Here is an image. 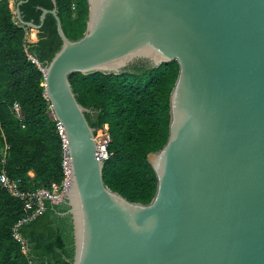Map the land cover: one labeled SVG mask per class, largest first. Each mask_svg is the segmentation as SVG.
Here are the masks:
<instances>
[{
  "label": "water",
  "instance_id": "water-1",
  "mask_svg": "<svg viewBox=\"0 0 264 264\" xmlns=\"http://www.w3.org/2000/svg\"><path fill=\"white\" fill-rule=\"evenodd\" d=\"M24 1V0H23ZM40 71L69 169L70 264H264V0H85L82 34ZM175 61L165 142L146 154L147 203L107 188L68 76Z\"/></svg>",
  "mask_w": 264,
  "mask_h": 264
},
{
  "label": "trees",
  "instance_id": "trees-1",
  "mask_svg": "<svg viewBox=\"0 0 264 264\" xmlns=\"http://www.w3.org/2000/svg\"><path fill=\"white\" fill-rule=\"evenodd\" d=\"M17 1L12 0L14 5ZM54 1L64 35L78 38L84 29L85 0ZM51 7L50 0H24L18 5L21 19L34 24L40 8ZM24 28L28 27L14 19L8 1L0 0V147L7 146L0 166L9 177L22 180L23 187L35 189L62 179V139L43 96L39 69L60 40L50 14H45L34 42L24 40ZM176 73L175 61H169L138 74L74 72L68 76L76 101L88 109L84 116L89 126L107 125L102 181L129 201L147 203L153 195L155 178L145 157L165 142L168 94ZM12 103L18 105L19 118ZM66 208L63 203L45 202L40 214L19 227L23 252L10 231L22 214L21 202L0 187V264H70V219L61 214Z\"/></svg>",
  "mask_w": 264,
  "mask_h": 264
},
{
  "label": "built area",
  "instance_id": "built-area-1",
  "mask_svg": "<svg viewBox=\"0 0 264 264\" xmlns=\"http://www.w3.org/2000/svg\"><path fill=\"white\" fill-rule=\"evenodd\" d=\"M73 8V5H71ZM29 58H31L28 55ZM11 109L16 117H20V111L16 103H12ZM60 132V131H59ZM94 139L98 145V155L100 158L107 157L106 145L109 142V134L106 123H103L94 130ZM7 149V146L4 145ZM66 155L62 153L61 171L62 179L60 182H49L48 186H42L35 189L25 188L23 182L19 178L9 177L5 170L0 166V187L10 196L20 200L22 205L21 216L12 224L10 231L12 238L19 243L21 251L24 252V240L21 237L18 229L21 225L32 220L36 215L40 214L44 209V203L58 204L62 200L64 191L67 188V164ZM0 164H4V155L1 154Z\"/></svg>",
  "mask_w": 264,
  "mask_h": 264
},
{
  "label": "rangeland",
  "instance_id": "rangeland-1",
  "mask_svg": "<svg viewBox=\"0 0 264 264\" xmlns=\"http://www.w3.org/2000/svg\"><path fill=\"white\" fill-rule=\"evenodd\" d=\"M8 1V6L11 10V13L15 19V13H14V4L12 0H7ZM24 40L26 42H34L36 40V30L33 28H24ZM0 154L4 155L6 154V147L1 146L0 147Z\"/></svg>",
  "mask_w": 264,
  "mask_h": 264
},
{
  "label": "bare ground",
  "instance_id": "bare-ground-1",
  "mask_svg": "<svg viewBox=\"0 0 264 264\" xmlns=\"http://www.w3.org/2000/svg\"><path fill=\"white\" fill-rule=\"evenodd\" d=\"M67 164V163H66ZM67 177H68V179H69V169H68V167H67ZM68 183H69V180H68ZM68 183H67V187H68Z\"/></svg>",
  "mask_w": 264,
  "mask_h": 264
},
{
  "label": "crops",
  "instance_id": "crops-1",
  "mask_svg": "<svg viewBox=\"0 0 264 264\" xmlns=\"http://www.w3.org/2000/svg\"><path fill=\"white\" fill-rule=\"evenodd\" d=\"M27 174H28V176H32V172L31 171H28Z\"/></svg>",
  "mask_w": 264,
  "mask_h": 264
}]
</instances>
